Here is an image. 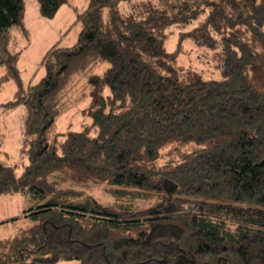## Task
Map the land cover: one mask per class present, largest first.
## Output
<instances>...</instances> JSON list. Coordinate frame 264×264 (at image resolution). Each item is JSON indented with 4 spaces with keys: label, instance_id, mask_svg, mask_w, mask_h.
<instances>
[{
    "label": "trees",
    "instance_id": "obj_1",
    "mask_svg": "<svg viewBox=\"0 0 264 264\" xmlns=\"http://www.w3.org/2000/svg\"><path fill=\"white\" fill-rule=\"evenodd\" d=\"M69 1L37 0L45 18ZM128 1L89 0L77 41L50 47L35 83L24 85L17 52L0 57V89L17 85L0 106L26 107L24 169L0 159V194L33 201L30 224L0 239V264H264V0H149L121 11ZM26 11L27 0H0L1 42L24 28ZM196 20L185 34L216 51L219 78L179 66L167 49L164 31ZM87 57L108 62L89 76L91 122L58 132L55 96ZM68 181L157 199L104 204L60 186Z\"/></svg>",
    "mask_w": 264,
    "mask_h": 264
},
{
    "label": "rangeland",
    "instance_id": "obj_2",
    "mask_svg": "<svg viewBox=\"0 0 264 264\" xmlns=\"http://www.w3.org/2000/svg\"><path fill=\"white\" fill-rule=\"evenodd\" d=\"M89 0H70L63 4L53 18L39 17L35 11L37 0L27 1V13L25 15L24 28L21 25H14L10 31L9 44H19L17 51L21 64V77L25 86L29 83L39 81L45 74L46 68L42 63L47 50L53 45L72 46L78 39L82 30V22L78 15L88 6ZM143 1L132 0L122 2L119 9L123 12L137 11ZM154 1V0H153ZM161 4V0H155ZM173 1V0H169ZM197 20L191 24H175L168 27L164 32L167 49L177 53V63L185 69L192 68L202 72L206 78H219L216 69V51L202 44L196 43L187 37L186 31L192 29ZM163 31V30H162ZM163 37V32L161 34ZM78 67L70 72V75L62 86V99L55 96L57 103L62 108L57 117L55 129L58 132L68 130H80L84 124L91 122V117L82 113V109L88 107L91 102L89 82L91 74H102L108 62L101 58H85L76 62ZM2 69H0V75ZM16 83L9 81L0 90V105L13 99ZM26 107L20 105L17 108L5 109L0 106V132L3 136V144L0 145V159L14 166L17 174L24 169L23 159L20 154V147L24 129V118ZM61 187H73L82 190L86 195H91L104 204H128L134 208H144L153 204L157 196L150 199H133L130 194L117 196L112 192L113 186L103 182H80L68 181L60 184ZM121 188V187H117ZM130 190V188H125ZM33 204V201L21 191L8 194H0V239L12 237L21 227L30 224L25 216L24 210ZM14 216H21L17 220L5 221ZM58 264H80L77 260L61 261Z\"/></svg>",
    "mask_w": 264,
    "mask_h": 264
},
{
    "label": "crops",
    "instance_id": "obj_3",
    "mask_svg": "<svg viewBox=\"0 0 264 264\" xmlns=\"http://www.w3.org/2000/svg\"><path fill=\"white\" fill-rule=\"evenodd\" d=\"M28 1V0H27ZM34 3H35V11H37V13L40 15L39 17H42L43 19H44V17L40 14V12H39V8H38V5L36 4V2H32V4L34 5ZM27 6H28V4H27ZM28 10V9H27ZM26 13H27V11H26ZM24 26H26L25 25V20H24ZM12 28V27H11ZM11 28L9 29V31H8V33H7V37H6V44L5 43H3V42H1V40H0V57L1 56H4L5 54H6V51L8 52V53H14V52H17V51H14V50H17V49H19V44H9V37H10V31H11ZM18 65H19V68H20V70H21V64H20V62L18 61ZM0 69H2V74L5 72V66L4 65H0ZM1 74V75H2ZM0 75V76H1ZM10 81H14V80H10ZM9 82V81H8ZM15 82V81H14ZM7 83V82H6ZM16 83V82H15ZM5 85V84H4ZM16 89H17V85H16V88H15V91H16ZM0 90H2V89H0ZM15 91H14V93H15ZM14 96V95H13ZM20 106V105H19ZM18 106V107H19ZM24 106V105H23ZM17 108V107H16ZM23 133H24V129H23ZM22 139H23V136H22ZM3 142H4V140H3V136H2V133L0 132V145H2L3 144ZM21 144H22V142H21ZM7 164V163H6Z\"/></svg>",
    "mask_w": 264,
    "mask_h": 264
}]
</instances>
